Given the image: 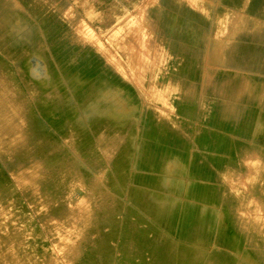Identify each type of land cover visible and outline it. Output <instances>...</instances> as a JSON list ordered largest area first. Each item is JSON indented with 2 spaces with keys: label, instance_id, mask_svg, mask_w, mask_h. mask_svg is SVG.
I'll use <instances>...</instances> for the list:
<instances>
[{
  "label": "rangeland",
  "instance_id": "1",
  "mask_svg": "<svg viewBox=\"0 0 264 264\" xmlns=\"http://www.w3.org/2000/svg\"><path fill=\"white\" fill-rule=\"evenodd\" d=\"M98 1L99 9L94 0H0V264H171L155 254L164 240L174 250L186 248L183 264H205L214 236L225 243L232 232L258 240L251 249L264 264V31L225 29L230 11L264 23V0ZM142 5L148 44L161 57L154 62L148 52L140 75L132 50L138 33L123 19ZM46 10L52 45L62 38L64 53L56 47V55H45L43 41L27 46L32 28L44 40ZM167 15L199 21L191 48L168 38L169 25L160 23ZM97 18L101 23H93ZM212 39L228 42L224 59L209 56ZM76 44L93 47L130 84L131 125L110 137L111 128L95 125L93 114L81 118L85 96L74 86L76 63L67 62L66 52L69 46L72 58L80 57ZM44 68L73 76L74 84L60 88L71 103L59 101L64 96L55 85H36L39 92L32 84L48 82ZM182 97H196L201 114L184 159L172 143V132L187 121L177 117L175 100ZM151 121L158 129H143ZM250 158L255 169L248 168ZM233 251L229 264L238 260L239 249Z\"/></svg>",
  "mask_w": 264,
  "mask_h": 264
},
{
  "label": "crops",
  "instance_id": "2",
  "mask_svg": "<svg viewBox=\"0 0 264 264\" xmlns=\"http://www.w3.org/2000/svg\"><path fill=\"white\" fill-rule=\"evenodd\" d=\"M94 4L96 5V8L99 9V1L94 0ZM44 17L46 20H44L42 25V33L44 36V40L39 39L37 41V36L35 30L31 27L27 26V29H31L28 31L27 36V46L30 48H34L37 43H41L43 41L44 45L49 46V50L46 51L45 55L51 54L56 55L55 48L58 47L61 53H64V46L66 45L65 42L60 39V41L55 43V45H52V38H55V33L52 31L54 28L51 24L52 20L50 17L48 18L47 10L44 12ZM176 16V15H175ZM188 18H190L188 16ZM187 17H184L182 15L176 16L173 18V20L169 21L170 16H164L163 18H160V23H166L169 25L170 31L167 32L168 38L172 39L174 43H178V41H184L186 42L189 47L191 48L192 43L191 40H193L196 35L197 31H195V28H198L199 21H189ZM185 19V20H184ZM188 22H185L187 21ZM191 20V19H190ZM14 23L20 24L21 20H13ZM110 20H105L103 23H107ZM99 23V18L94 19L93 23ZM101 23V22H100ZM181 23L183 25L181 26ZM197 23V25H196ZM206 22L203 21V26L206 27ZM103 24V25H105ZM36 26V25H32ZM101 25H99L100 28ZM200 27V26H199ZM39 28H41L39 26ZM201 28V27H200ZM94 29V27H93ZM95 30V29H94ZM200 33V30H198ZM40 32V31H39ZM14 32H11L12 35ZM31 34V37H30ZM20 40V39H19ZM23 40V38H22ZM19 43H15L13 45H16ZM70 45H73L69 43ZM17 46V45H16ZM77 51L81 52V56L76 58H72V52L73 49L67 46L66 49L67 54V62L69 64L76 63L75 68V79L76 84L69 81L73 79L72 75L69 76V74H64L63 68H60V70H57L56 72H47L45 68V76L47 77L48 82H45L44 78H41L38 80L37 84L33 83L35 86L38 85V87L42 85L48 84V86L55 85L62 89V87L65 85H68L70 83L74 84L76 87H81L83 91L84 98V105H86V108L82 111V119H85L84 116L87 115V117H90L92 114V118L95 120V125L100 127H110L111 129L108 130L106 134H108V137L110 135L114 134V131L117 130V128H120L121 126L127 127L131 125V119L133 116L132 113V97L130 94H127L128 87L130 88V84H127L126 82L120 80L113 72L112 70L107 66L105 60L101 57V55L90 46H83L76 44ZM72 47V46H71ZM76 51V52H77ZM78 54V52H77ZM35 69V68H34ZM183 72V71H182ZM190 77V76H188ZM190 79V78H189ZM193 81V79H191ZM31 81V80H30ZM37 87V86H36ZM37 87V88H38ZM75 87V88H76ZM39 89V88H38ZM77 89V88H76ZM40 92V89H39ZM46 93V90L43 91ZM62 95L64 96V99H59L60 102H72V96H66L63 94L62 90H60ZM116 98V100H115ZM44 102L49 103V100H45ZM125 102V105H124ZM199 102L196 97H182L181 99H176L175 103L177 106V114L178 118H182L183 120H187L182 122V127L178 128L177 130H174L172 132V143L175 145L173 151L174 153L179 156L180 158H183V150L185 149L184 146L189 145L190 142L193 145L195 143L194 135L196 134L194 127V119L200 118L201 114L196 111V104ZM117 105V106H115ZM48 110V109H47ZM46 107L44 109V118H47L46 121L43 123V126H49L50 125V111H47ZM62 113V112H61ZM147 115L146 118H150L151 120L155 119V116L149 112V110H146L145 114ZM31 118L32 116H28ZM79 118L80 116H76ZM68 118V117H67ZM29 129L33 131L34 134H37L39 131H35L32 128H35V126H31L28 120ZM85 126V122L83 123ZM157 125V123H156ZM154 125V122L151 121L150 126L143 127L146 131H150L151 129H158V126ZM70 127L72 125L70 124ZM73 128V127H72ZM45 132V131H44ZM186 137V138H185ZM189 148V146H188ZM187 159H193L192 155H189ZM192 164V163H191ZM192 202H188L187 205H190ZM193 206V205H192ZM223 210V209H221ZM224 211V210H223ZM205 219H203L204 221ZM205 222V221H204ZM239 239V240H238ZM258 240L253 239V237H250L248 234H242L239 233V236L237 234H234L232 232L231 234V240L229 242H222L220 243L218 240V236H214V242L210 247L207 249V256L205 258V264H229L228 259L230 256H232L234 253L233 248H235V252L237 253V250L239 249V256H237V259L235 261V264H259L263 261L260 259L263 258V255L258 253L255 249H251V247H258L259 246ZM160 249L155 250V254L158 257H161L166 261V259L170 258V262L176 263V264H183L184 256L186 255V248L185 247H179L177 250H174L172 246V241L170 243H167V241H163V243H160ZM262 244V243H261ZM249 248L251 250H249ZM254 251V254H253ZM236 255V254H235ZM239 257V258H238ZM247 257H251L252 259H248ZM233 262V261H232Z\"/></svg>",
  "mask_w": 264,
  "mask_h": 264
},
{
  "label": "bare ground",
  "instance_id": "3",
  "mask_svg": "<svg viewBox=\"0 0 264 264\" xmlns=\"http://www.w3.org/2000/svg\"><path fill=\"white\" fill-rule=\"evenodd\" d=\"M198 0H187V2L193 6L197 4ZM248 2L249 0H245ZM138 9V10H137ZM136 9V14L130 17H125L123 20L125 23L129 25V27L138 33V36L135 37V43L132 45V50L136 51V58L133 63L134 68L138 69V74L142 75L144 66L148 60V52L154 54V62L159 56L161 57L160 50L157 48H150L149 43V36L142 25V20L146 19V12H147V5L138 6ZM142 19V20H141ZM81 31L86 29L85 25L82 23L79 24ZM226 31L231 32V34L238 33L240 31H250L256 35H263L264 31V23L251 17L244 12L238 11H230L226 17ZM89 38L93 41L97 42L98 48H102L103 45L97 39V35L92 31H84ZM228 45V42L225 41L224 43L219 42L217 39H212L209 43V56L214 57L216 59L222 60L224 59V50L225 47ZM213 54V56H212ZM115 64H118L117 61H114ZM226 110L229 113H236L237 109L233 105H228ZM257 162L250 158L247 160V165L249 169H255Z\"/></svg>",
  "mask_w": 264,
  "mask_h": 264
}]
</instances>
